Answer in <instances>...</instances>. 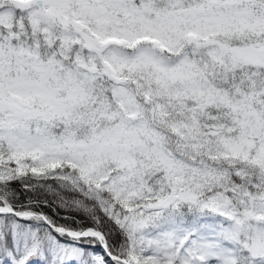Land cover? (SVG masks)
I'll use <instances>...</instances> for the list:
<instances>
[{"label": "snow or ice", "instance_id": "1", "mask_svg": "<svg viewBox=\"0 0 264 264\" xmlns=\"http://www.w3.org/2000/svg\"><path fill=\"white\" fill-rule=\"evenodd\" d=\"M0 264H264V0H0Z\"/></svg>", "mask_w": 264, "mask_h": 264}]
</instances>
